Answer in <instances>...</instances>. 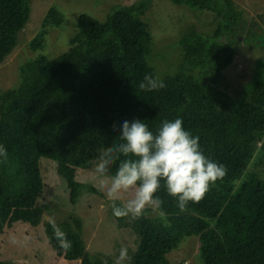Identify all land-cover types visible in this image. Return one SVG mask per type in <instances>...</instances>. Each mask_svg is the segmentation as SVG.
Wrapping results in <instances>:
<instances>
[{
	"label": "trees",
	"instance_id": "obj_1",
	"mask_svg": "<svg viewBox=\"0 0 264 264\" xmlns=\"http://www.w3.org/2000/svg\"><path fill=\"white\" fill-rule=\"evenodd\" d=\"M29 1L0 0V64L17 47V34L29 19ZM167 1L226 16L236 26L241 20L231 0ZM148 8L144 0L119 6L103 22L79 14L66 52L27 60L19 67V85L0 91V144L9 154L8 162L0 164V236L17 222L41 223L46 207L40 204L41 159L55 162L74 204L81 195L79 170L90 169L104 148L120 142L122 121L141 120L155 132L162 121L182 118L184 129L199 136L203 154L223 164L227 174L184 212L163 190L158 192L165 201V221L145 213L140 219L128 217L126 225V217L113 216L119 227H133L137 237L131 264H172L168 255L190 237L198 239L202 264H264V65L239 96L216 103L214 87L193 77L190 69L200 68L206 78L217 75L232 64L233 44L217 42L219 28L205 37L190 26L178 40L183 51L179 71L161 79L165 88L143 92L138 85L144 76L156 77L152 36L142 20ZM48 13L29 42L34 52L44 49L47 27L63 22L54 8ZM57 224L71 248L62 249L46 223L47 243L56 257L111 264L90 259L79 218Z\"/></svg>",
	"mask_w": 264,
	"mask_h": 264
},
{
	"label": "rangeland",
	"instance_id": "obj_2",
	"mask_svg": "<svg viewBox=\"0 0 264 264\" xmlns=\"http://www.w3.org/2000/svg\"><path fill=\"white\" fill-rule=\"evenodd\" d=\"M142 0H30L29 19L17 34V47L0 64V91L16 88L19 85V67L27 60L43 55L53 59L66 52L69 38L74 35L79 14H88L103 22L116 7L128 6ZM149 4L142 20L152 36V65L160 79L179 71L183 51L178 45L181 35L190 26L205 37H213L219 28L221 34L217 42L231 41L235 50L233 62L217 75L206 78L198 67L190 69L197 79L214 87L216 103L227 97H237L245 85L262 70L264 65V0H231L235 10L241 13L236 26L231 19L217 17L210 11L191 9L185 5H174L167 0H144ZM54 8L63 15L60 26L47 27L46 43L43 50L36 52L29 47L45 15ZM240 25V26H239ZM235 31V33H233ZM149 62V61H148ZM150 64V63H149ZM55 162L41 159L40 172L44 192L40 201L45 205L41 223L32 227L21 222L5 228L0 236V262L3 264H80V261L67 262L56 257L47 243L45 224L49 217L59 223L70 216L82 222L81 238L86 252L93 261H111L113 264L121 247H127L129 255L134 252L137 237L133 227H119L110 213L104 192L90 169L79 170L76 180L80 182L81 195L74 204L69 202L65 181L58 176ZM93 189L96 191L94 192ZM92 190V191H91ZM151 217H156L149 212ZM130 219L126 217L124 224ZM179 249L172 251L168 259L172 264H202L199 258L197 237L184 238Z\"/></svg>",
	"mask_w": 264,
	"mask_h": 264
},
{
	"label": "clouds",
	"instance_id": "obj_3",
	"mask_svg": "<svg viewBox=\"0 0 264 264\" xmlns=\"http://www.w3.org/2000/svg\"><path fill=\"white\" fill-rule=\"evenodd\" d=\"M138 87L143 92H153L166 85L158 76L146 74ZM119 141L104 148L93 166L94 177L116 218L140 219L150 212L165 221V201L158 192L163 190L175 200L179 212H184L190 202H200L211 186L227 174L223 164L203 154L199 136L184 129L182 118L162 121L155 132L141 120H124ZM8 155L0 144V164L8 162ZM47 223L59 246L70 249L71 241L55 218L49 217ZM131 260L128 248L121 247L113 264H131Z\"/></svg>",
	"mask_w": 264,
	"mask_h": 264
}]
</instances>
